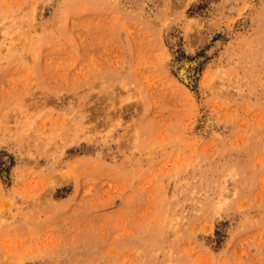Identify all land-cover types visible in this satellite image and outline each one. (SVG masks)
Returning <instances> with one entry per match:
<instances>
[{"label": "rangeland", "instance_id": "rangeland-1", "mask_svg": "<svg viewBox=\"0 0 264 264\" xmlns=\"http://www.w3.org/2000/svg\"><path fill=\"white\" fill-rule=\"evenodd\" d=\"M0 264H264V0H0Z\"/></svg>", "mask_w": 264, "mask_h": 264}, {"label": "bare ground", "instance_id": "bare-ground-1", "mask_svg": "<svg viewBox=\"0 0 264 264\" xmlns=\"http://www.w3.org/2000/svg\"><path fill=\"white\" fill-rule=\"evenodd\" d=\"M179 73V72H178ZM180 73H183V71H180Z\"/></svg>", "mask_w": 264, "mask_h": 264}]
</instances>
